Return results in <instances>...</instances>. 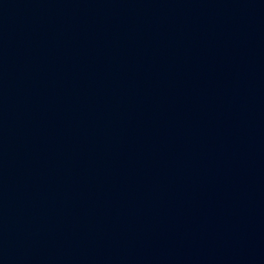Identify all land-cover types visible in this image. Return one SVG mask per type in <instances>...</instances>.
<instances>
[{
  "label": "water",
  "instance_id": "1",
  "mask_svg": "<svg viewBox=\"0 0 264 264\" xmlns=\"http://www.w3.org/2000/svg\"><path fill=\"white\" fill-rule=\"evenodd\" d=\"M0 264H264V0H0Z\"/></svg>",
  "mask_w": 264,
  "mask_h": 264
}]
</instances>
